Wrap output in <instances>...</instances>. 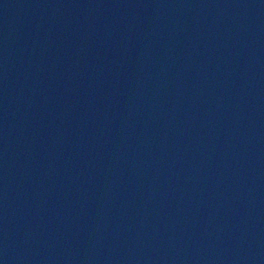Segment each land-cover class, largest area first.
<instances>
[{"label": "water", "instance_id": "1", "mask_svg": "<svg viewBox=\"0 0 264 264\" xmlns=\"http://www.w3.org/2000/svg\"><path fill=\"white\" fill-rule=\"evenodd\" d=\"M0 264H264V0H0Z\"/></svg>", "mask_w": 264, "mask_h": 264}]
</instances>
